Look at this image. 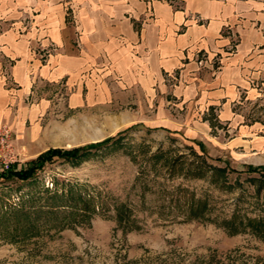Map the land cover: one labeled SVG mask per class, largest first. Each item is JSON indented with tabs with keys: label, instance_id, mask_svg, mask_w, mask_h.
I'll use <instances>...</instances> for the list:
<instances>
[{
	"label": "rangeland",
	"instance_id": "obj_1",
	"mask_svg": "<svg viewBox=\"0 0 264 264\" xmlns=\"http://www.w3.org/2000/svg\"><path fill=\"white\" fill-rule=\"evenodd\" d=\"M62 1L79 47L75 7L71 0ZM162 1L183 8V0ZM37 13L31 7L20 18L0 19V32L26 33ZM143 15L145 21L154 14ZM225 31L232 34L231 26ZM31 44L43 58L60 49L48 37ZM196 60L206 66L209 55L199 51ZM209 61L221 63L218 56ZM165 77L170 90L155 89L151 96L143 85L124 87L104 77L106 96L95 95L82 105H72L66 81L58 82L54 106L43 119L49 148L95 143L134 126L86 157L55 156L33 180L0 178V264H264V237L247 225L249 218L264 216V196L254 194L264 181L251 180L261 172H246L249 166L264 167V142L241 141L263 138L264 105L243 98L237 104L239 117L219 116L211 107L189 116L188 104L175 93L180 71ZM248 128L252 134L242 136ZM14 135L21 154L14 165L23 168L40 149L21 148ZM210 166L226 168L227 176ZM74 193L88 208L78 212L82 217L72 215L71 208L52 213L62 202L58 195ZM19 208L29 211L19 222H13L15 216L3 225L9 219L3 214L13 216ZM236 211L238 228L231 229L226 221Z\"/></svg>",
	"mask_w": 264,
	"mask_h": 264
},
{
	"label": "crops",
	"instance_id": "obj_2",
	"mask_svg": "<svg viewBox=\"0 0 264 264\" xmlns=\"http://www.w3.org/2000/svg\"><path fill=\"white\" fill-rule=\"evenodd\" d=\"M70 3L75 7L79 47L66 23L62 0H0L1 20L38 9L26 33L0 32V129L13 128L21 148L38 147L32 158L49 148L43 119L54 106L51 97L58 82L64 80L72 105H82L95 95L106 96L104 77L124 87L143 85L151 96L155 89L170 90L165 75L177 70L181 79L175 93L188 104L189 116L211 107L219 116L239 117L237 104L243 98L264 105V0H183L182 9L162 0ZM149 11L154 15L144 21ZM225 26H231L232 34L223 32ZM43 37L60 46L47 58L31 44ZM199 51H206L209 60L218 56L220 65L208 60L201 67L196 60ZM187 130L197 136L195 128ZM248 134L250 129L242 136ZM245 138L241 141L248 144L264 142V136L256 141Z\"/></svg>",
	"mask_w": 264,
	"mask_h": 264
},
{
	"label": "trees",
	"instance_id": "obj_3",
	"mask_svg": "<svg viewBox=\"0 0 264 264\" xmlns=\"http://www.w3.org/2000/svg\"><path fill=\"white\" fill-rule=\"evenodd\" d=\"M133 126L134 125H131V126H129V128H131ZM129 128H126V129H129ZM126 129H124V130H126ZM124 130H120L118 134L111 136V137L109 136L108 138H106L104 140H101V141H98L95 143H88V144H85L83 146H79V147H75V148H71V149L51 147V148L43 151L42 153H40L37 157L33 158V160H30L26 167L18 168L16 165H13L9 169L0 172V178L1 177L2 178H17V179L22 180V181L33 180L36 178L38 172L43 169L45 164L48 161L51 162L55 156H61L67 160L80 159V158L86 157V155H88L92 150H94V149L99 150V149L107 146L108 144L110 145V143L112 141H115L117 139V136L120 135L121 133H123ZM200 144L202 145V143H200V141H199V145ZM210 169L215 170V172L218 174L220 173V174L225 175L227 173L226 168H222V167L210 166ZM246 172H248V173L261 172L260 177L252 176L251 180L254 183L255 182L261 183L264 181V167L263 166H249V168L246 170ZM226 176H227V174H226ZM225 183L231 187L234 186V183H229L227 181V179H225ZM263 187L264 186H259L254 194H256L258 197H261V195L264 196V188ZM64 195L65 194L58 195L62 199V202L60 204H57L56 209L52 210V213L55 215L60 214V208L61 207L64 209L71 208V214L72 215L78 214L79 216L82 217L83 214L78 213V212L81 210L85 211L86 209H88L79 203L80 200H83L82 195L78 194V193H74V194H71V196L67 195L66 198ZM28 211L29 210H27V209L25 210L24 208H19L18 211H14L13 216L8 215L9 212H6L5 214H3L4 216H2V217L6 218L5 216H7V218H9V219H5L2 224L3 225L7 224L8 221H10V217H15V216L16 217L13 220V222H16V221L19 222L20 219H18V217L21 215H26ZM193 211H196V210H193ZM237 213L238 212L236 211V213H234V215H232V217L226 221L227 222L226 225H230L231 229H234L235 227L238 228V225H236V222H235V218L237 216ZM196 214L197 213L195 212L194 215H196ZM199 214H201V213H199ZM0 217H1V214H0ZM53 217L56 219V216H53ZM53 217H50V219ZM247 225L250 227V230L253 233L264 237V216L263 215L256 216L253 219L249 218Z\"/></svg>",
	"mask_w": 264,
	"mask_h": 264
},
{
	"label": "built area",
	"instance_id": "obj_4",
	"mask_svg": "<svg viewBox=\"0 0 264 264\" xmlns=\"http://www.w3.org/2000/svg\"><path fill=\"white\" fill-rule=\"evenodd\" d=\"M15 139L12 128L4 126L0 129V167L3 171L21 160Z\"/></svg>",
	"mask_w": 264,
	"mask_h": 264
}]
</instances>
